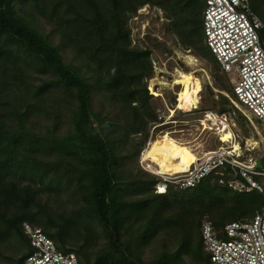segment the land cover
<instances>
[{"label":"trees","instance_id":"trees-1","mask_svg":"<svg viewBox=\"0 0 264 264\" xmlns=\"http://www.w3.org/2000/svg\"><path fill=\"white\" fill-rule=\"evenodd\" d=\"M146 4L175 15L183 42L197 45L203 56L204 42L217 63L204 41V0H0V241L11 234L24 240L28 249L16 264H22L32 249L23 222L42 225L59 249L79 255L80 264H106L107 260L180 264L169 262L165 259L168 256L144 262L118 233L124 226V212L132 208L143 213L150 210L148 217L165 216L174 224L180 223L179 214L168 217L165 212L169 208L166 195L179 190L173 186L167 194H157L164 196L159 199L127 202L119 198L123 187L118 181V164L128 156H118L117 152L126 151L123 142L128 136L146 132L149 122L162 121L151 104L153 96L145 81L153 77L151 51L132 45L128 23L131 14ZM250 4L264 22V0H250ZM202 89L200 86L198 95ZM47 96L65 105L72 103L67 133L58 132L63 104L55 110L46 108ZM54 100L53 104H58ZM108 129L119 132L113 140ZM214 179L219 181L217 175H209L192 189L200 197L218 194L214 204L198 213L210 212L214 228L224 237L225 224L252 218L264 206V197L249 196L255 192L249 191L231 194L233 202H227L224 195L231 188L220 181L212 185ZM59 186L74 187L82 202L76 213L92 214L110 235L111 246L93 261L82 244L67 245L69 239L80 237L81 230H68L65 212L41 222L40 209H50L48 203L58 196ZM218 186L224 190H217ZM148 190L144 185L137 192ZM239 196L244 199L237 201ZM232 203H240L246 210L213 214V207L219 212ZM197 250L199 258L209 264L200 244Z\"/></svg>","mask_w":264,"mask_h":264},{"label":"rangeland","instance_id":"rangeland-1","mask_svg":"<svg viewBox=\"0 0 264 264\" xmlns=\"http://www.w3.org/2000/svg\"><path fill=\"white\" fill-rule=\"evenodd\" d=\"M175 18V15L169 16L164 8L152 4H146L138 8L129 18L128 23L131 29L132 45L147 48L151 51L150 58L153 67V77L145 81L149 94L153 96L151 104L156 109L158 119L162 118V120H165L168 116H175L174 118L179 120H188L189 124L184 126L182 124L179 125V123H169L168 125L160 126L153 133L152 127L159 121L149 122L146 132L133 134L126 138L125 142H123V149H126V151L122 152L120 150L117 154L118 156H128L127 159H120L118 164V181L123 187V189L120 187L122 190L120 191L121 195L119 198L127 202L164 197L155 194L153 189V183L160 177L143 169L139 163L141 153L146 148L147 142L153 134L157 133L154 135L156 136L167 133V130H178L183 127H190L194 129L191 131L192 134H182L176 131L173 134L168 133L174 140H178L176 137H182L183 140L190 141V145L198 148L197 152L188 143L178 140L182 144L181 146H188L186 150L196 153L197 156L202 155V151L211 149L216 145L218 138L215 135L209 132H196L195 129L197 124L195 119L202 116L206 110H212L219 114L225 113L232 118L234 131L238 139L240 138L244 142L242 145L244 157L248 155L264 156V126L244 106L237 104L229 78L214 61L213 56L205 48L204 42H202V46L204 47H202L203 49L201 48V50H204V56L199 53L197 45L183 42V39L177 33ZM185 55L192 56L196 65H189ZM179 70L195 71V74L200 78V86H203V89L199 93V109H195L196 107L189 110L177 108L178 92L182 89L184 82L180 80L175 83L177 71ZM36 82H40L39 79ZM47 97V103H45L46 108L55 110V108L58 109L63 104L64 108L62 109L63 113L60 114L58 132L60 134L67 133L70 127L68 116L71 115V111L74 108L72 103L65 105L63 102L54 100L49 96ZM53 100L58 104L54 105ZM53 105L55 106L54 108L51 107ZM221 108L226 109L224 110L225 112L220 113ZM38 119L41 121L40 118ZM162 129L164 131L160 132L159 130ZM108 130V132H111L108 136L111 140L117 136L115 133H119L113 131V129ZM246 139L247 141H245ZM250 139H254L257 143L252 144L253 142H249ZM249 143L251 144L249 145ZM126 183L130 185L125 187ZM211 184H219V181L214 179ZM144 185L148 186L150 190L148 192H137L140 186ZM73 188L71 187L69 189L66 186H59L58 192H56L58 196H56L54 201H49L48 203L50 209L48 207L40 209L41 213H43L41 222L44 224L47 218L49 219V216H55L54 213L65 212L63 219L67 220L65 226L68 230L71 233L76 232V229L79 227L81 230V235H79L80 237L77 240H66L67 245L82 244L84 250L88 253L89 259L93 261L97 254L107 250L111 246V238L105 227L92 214L84 212L83 214H81L82 212H79V214L76 213V209L79 208L82 202L80 196L74 194ZM216 189L219 191L224 190L221 186L216 187ZM174 191L173 194L166 195L169 201V208L165 212L168 217L171 214H179V224L172 223V221H169L170 219L164 218L165 216L162 218L146 216L151 214L150 210L143 213V210L139 208H132L126 210L123 214L122 220L124 226L119 227V237L124 243L130 245L140 258L147 263L168 256L169 258L165 259L169 262L178 261L180 264H205L206 262L198 256L197 249L199 244L203 248L200 225L198 223L199 218L200 222L204 217L212 220L213 215L205 211L199 216L198 212L200 209H204L205 207L209 208L210 204H214L218 194H206L200 197L194 189ZM229 192L227 196L224 195V200L227 202H233L231 194L246 193L231 189H229ZM259 194L263 195L257 191L247 195L261 198ZM46 198L43 197V200ZM242 199L244 197L239 196L238 200H236L240 201ZM217 203H220V201ZM197 209L198 211H195ZM238 209L246 210V207L240 203H232L226 205L219 212L214 207L212 208L213 214L225 211L227 215H230ZM143 214L145 216H142ZM88 225L91 226V229L84 227ZM27 249L24 240L19 235H9L0 241V264H16V261ZM203 252L206 254L204 248ZM76 255L79 258V255ZM170 257H174L175 259L173 260ZM110 263L121 264L113 260L106 261V264Z\"/></svg>","mask_w":264,"mask_h":264},{"label":"built area","instance_id":"built-area-1","mask_svg":"<svg viewBox=\"0 0 264 264\" xmlns=\"http://www.w3.org/2000/svg\"><path fill=\"white\" fill-rule=\"evenodd\" d=\"M202 19L204 41L221 71L229 78L237 104L244 106L264 126V45L261 37L264 22L252 9L250 0H204ZM174 117L168 116L155 123L152 132L169 123L189 124L188 120ZM231 119L225 113L212 110H206L196 118V132L212 133L218 142L213 148L202 151V155H198L199 160L187 170L156 174L160 178L154 185L155 194L163 191L167 194L170 186L179 190L192 189L207 176L215 174L221 183L234 191H258L264 195V156L244 157V142L238 139ZM225 129L233 132L228 141L221 137ZM192 130L183 127L167 131L171 134L174 131L192 134ZM176 139L190 145V141L182 137ZM235 142L241 146V152L236 151ZM190 146L197 152L198 148ZM145 149L139 163L143 169L152 172L148 160L144 158ZM258 159L261 160V167L257 166ZM22 229L32 248L22 264H80L74 252L59 249L42 228L23 222ZM200 231L209 264H264V206L252 218L225 224L224 237L208 217L201 219Z\"/></svg>","mask_w":264,"mask_h":264},{"label":"bare ground","instance_id":"bare-ground-1","mask_svg":"<svg viewBox=\"0 0 264 264\" xmlns=\"http://www.w3.org/2000/svg\"><path fill=\"white\" fill-rule=\"evenodd\" d=\"M185 58L189 65H196L192 56L185 55ZM180 80L184 82L182 89L178 92L177 108L189 110L193 107H198V103L200 102L198 95V89L201 84L200 78L195 74V71L179 70L177 71L175 83ZM172 112L174 113V111ZM166 132L167 133L156 136H153L155 135L153 134L149 138L144 151V158L148 160L149 167L155 174H174L182 172L199 160L196 153L186 150L188 146H181L182 144L178 140H174L168 131ZM221 137L224 141L230 140V138L233 137L232 130H222ZM249 142H253L252 144L257 143L254 139H250ZM250 144L251 143H249V145ZM234 145L236 151L241 152V146L237 142H235ZM160 193H164V191L158 194Z\"/></svg>","mask_w":264,"mask_h":264},{"label":"water","instance_id":"water-1","mask_svg":"<svg viewBox=\"0 0 264 264\" xmlns=\"http://www.w3.org/2000/svg\"><path fill=\"white\" fill-rule=\"evenodd\" d=\"M257 166H259V167L262 166V164H261V160H260V159L257 160Z\"/></svg>","mask_w":264,"mask_h":264},{"label":"snow or ice","instance_id":"snow-or-ice-1","mask_svg":"<svg viewBox=\"0 0 264 264\" xmlns=\"http://www.w3.org/2000/svg\"><path fill=\"white\" fill-rule=\"evenodd\" d=\"M161 191H163V189H161Z\"/></svg>","mask_w":264,"mask_h":264}]
</instances>
